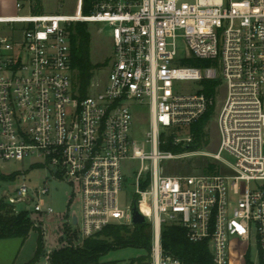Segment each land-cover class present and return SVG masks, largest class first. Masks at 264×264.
Masks as SVG:
<instances>
[{"label":"built area","instance_id":"2783aa9c","mask_svg":"<svg viewBox=\"0 0 264 264\" xmlns=\"http://www.w3.org/2000/svg\"><path fill=\"white\" fill-rule=\"evenodd\" d=\"M27 3L29 15L0 16V163L33 157L30 166L50 172L46 181L70 185L81 215L66 216L67 238L78 245L110 225L133 227L137 203L153 228L147 264H185L163 250L164 224L208 242L214 264H264V0H93L89 15H34ZM78 22L99 26L112 43L104 83L93 81L84 98L69 33ZM188 57L211 65L182 66ZM215 80L226 96L213 158L228 172L169 175L162 164L187 153L161 146L170 134L187 145L190 127L211 107L216 113L217 96L202 92L203 81ZM136 113L149 119L151 151L132 137ZM127 161L140 169L126 205ZM48 194L47 185H23L4 192L0 205L52 216Z\"/></svg>","mask_w":264,"mask_h":264},{"label":"rangeland","instance_id":"374dc122","mask_svg":"<svg viewBox=\"0 0 264 264\" xmlns=\"http://www.w3.org/2000/svg\"><path fill=\"white\" fill-rule=\"evenodd\" d=\"M31 1V9H33L36 0ZM40 3L39 15H73L76 12H82L83 0H38ZM22 2L23 9L17 11L16 4ZM28 0H0V16H25L30 14ZM84 15V14H83ZM89 30L92 35V61L99 65L97 75L94 79L96 85H102L108 75L111 58L112 43L108 36L100 31V27L88 23ZM180 47L185 51V44L180 42ZM226 96V88L222 86L215 101L216 114L206 128L208 137V145L197 152H188L186 157L181 160H169L162 164L164 171L169 175H199L204 166L209 163L219 165L218 172H228L222 163L214 159V155L218 152L220 146V132L217 124V117L223 105ZM149 119L143 118L141 113H136V118L132 126V137L140 146H145L146 151H151V147L146 143V133L149 131ZM182 138H188L189 133L179 134ZM34 158L30 157L23 162L11 161L0 163V196L4 192L13 194V191L20 186L27 185L29 187H44L47 185L49 194L46 196L47 204L53 208L55 214L52 216L46 214H36L32 207L19 204L17 209L19 213H26L30 220L34 223V228L26 239L7 238L0 239V264H51L49 260L50 254L63 246L69 239L62 229L66 225L67 215H81L80 204L74 202L70 204V196L72 189L68 183L58 180H48L50 172L42 166H30ZM140 169L139 161H127L125 163L126 184L125 197L122 199L124 204H130L134 200V183L135 172ZM13 176H15L13 178ZM47 183V184H46ZM36 223L38 225H36ZM70 230L78 232L79 227L69 226ZM41 230L43 236V254L39 259L36 255L39 248V240ZM63 239L60 241V239ZM74 236L70 237L73 239ZM75 240V239H74ZM78 242V241H76ZM81 245V244H78ZM77 245V246H78ZM146 255L145 250L136 247H126L112 250L108 254L101 257L102 264H147L150 259L144 263L141 259Z\"/></svg>","mask_w":264,"mask_h":264},{"label":"trees","instance_id":"16d2710c","mask_svg":"<svg viewBox=\"0 0 264 264\" xmlns=\"http://www.w3.org/2000/svg\"><path fill=\"white\" fill-rule=\"evenodd\" d=\"M93 0H83L82 12L89 15ZM40 2L32 9L34 15L40 14ZM72 51V66L74 71V85L81 97L90 93V87L97 75L99 65L92 61V35L86 22L72 24L69 28ZM181 65L190 68H206L210 61L198 60L193 57L185 58ZM203 93L208 97H216L219 81H203ZM215 107L206 113L198 122L190 127L191 142L187 145H175L174 135L166 137L161 146L162 151L172 152L175 155L197 152L208 145L206 128L215 116ZM219 165L207 163L201 174H218ZM4 177L3 175H0ZM185 176V175H184ZM188 176V175H187ZM15 176H13L14 178ZM34 228V223L26 213L16 214L13 207L0 205V239L21 238L26 239ZM153 228L151 223L135 225H110L94 237L85 239L81 245H75L74 239L54 250L49 260L51 264H102L101 257L112 250L126 247H136L145 250L146 255L141 259L146 263L151 258ZM43 232L41 230L39 248L36 259L43 254ZM162 247L165 253L181 260L185 264H214L208 242L192 243L188 239L186 230L176 224L162 226ZM114 264V263H111Z\"/></svg>","mask_w":264,"mask_h":264},{"label":"water","instance_id":"95a60500","mask_svg":"<svg viewBox=\"0 0 264 264\" xmlns=\"http://www.w3.org/2000/svg\"><path fill=\"white\" fill-rule=\"evenodd\" d=\"M74 223H77V219L74 218ZM148 223L147 219L143 214H141L138 210L137 203L134 204L133 207V224L134 225H142ZM62 241V238L60 239Z\"/></svg>","mask_w":264,"mask_h":264}]
</instances>
